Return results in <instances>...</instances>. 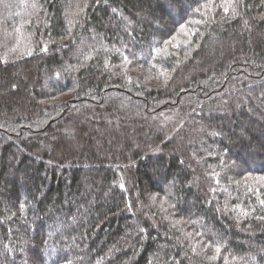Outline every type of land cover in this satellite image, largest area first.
Wrapping results in <instances>:
<instances>
[{"label":"trees","instance_id":"obj_1","mask_svg":"<svg viewBox=\"0 0 264 264\" xmlns=\"http://www.w3.org/2000/svg\"><path fill=\"white\" fill-rule=\"evenodd\" d=\"M0 264H264V0H0Z\"/></svg>","mask_w":264,"mask_h":264},{"label":"rangeland","instance_id":"obj_2","mask_svg":"<svg viewBox=\"0 0 264 264\" xmlns=\"http://www.w3.org/2000/svg\"><path fill=\"white\" fill-rule=\"evenodd\" d=\"M140 53H143L144 54V51L141 50Z\"/></svg>","mask_w":264,"mask_h":264}]
</instances>
